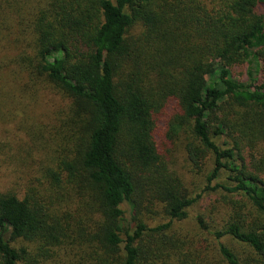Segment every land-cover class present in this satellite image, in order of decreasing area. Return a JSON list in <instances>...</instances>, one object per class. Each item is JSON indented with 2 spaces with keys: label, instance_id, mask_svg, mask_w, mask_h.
Wrapping results in <instances>:
<instances>
[{
  "label": "trees",
  "instance_id": "1",
  "mask_svg": "<svg viewBox=\"0 0 264 264\" xmlns=\"http://www.w3.org/2000/svg\"><path fill=\"white\" fill-rule=\"evenodd\" d=\"M262 67L264 0H0V123L18 113L29 131L41 93L67 100L51 165L0 186V264H48L72 246L85 264H264ZM181 130L186 162L212 161L202 191L229 211L220 229L198 222L219 262L171 235L200 197L163 159ZM75 198L84 223L71 235ZM144 202L168 222L149 227Z\"/></svg>",
  "mask_w": 264,
  "mask_h": 264
},
{
  "label": "rangeland",
  "instance_id": "2",
  "mask_svg": "<svg viewBox=\"0 0 264 264\" xmlns=\"http://www.w3.org/2000/svg\"><path fill=\"white\" fill-rule=\"evenodd\" d=\"M230 77L239 82H246L247 75L243 66H235L230 68ZM259 79H264V67L259 73ZM67 107V100H63L60 96L44 92L41 93L38 100L32 105L31 118L34 127L31 128L32 137L27 136L30 130L18 131V127L23 123L24 127L28 124L23 122V117L17 113L14 120L10 123H0V186L8 188L17 183L19 186H25L29 178L33 181V177L40 176L39 170L51 165V158L61 149L62 138L64 132L59 130L58 121L64 116ZM26 115V114H25ZM17 127V128H16ZM219 145H223V139L217 140ZM187 144V135L185 130L178 132L171 141L169 151L163 156L170 175L180 180L185 189L189 191L192 198L196 199L195 203L187 209V217L185 220L173 225L172 234L175 237H181V240L187 244L197 248L206 249V254L218 261L216 245L201 230V224L220 229L228 218V209L222 205L220 194L217 191L204 190L205 178L212 169V161H206L205 168L200 171L192 168L186 162L185 146ZM37 177V178H38ZM33 178V179H32ZM224 182V180H221ZM78 199H74L68 206L67 210L71 213L69 223L74 235L79 230V222L84 223L82 216V206L78 204ZM145 211L152 210L158 215H144L143 220L149 227L167 223V219L161 216V207L149 206L147 202L143 203ZM148 208V209H147ZM81 213H80V211ZM144 211V213H145ZM128 218V214L126 216ZM227 247L240 252V248L229 239L221 241ZM200 245H198V244ZM16 247L22 245L31 254H34L35 246L22 242L14 243ZM78 248L72 246L71 249L58 252V257L51 259L48 264H85L79 256Z\"/></svg>",
  "mask_w": 264,
  "mask_h": 264
}]
</instances>
